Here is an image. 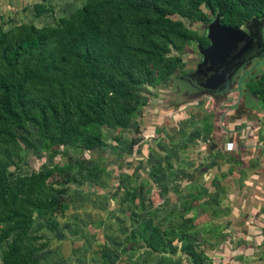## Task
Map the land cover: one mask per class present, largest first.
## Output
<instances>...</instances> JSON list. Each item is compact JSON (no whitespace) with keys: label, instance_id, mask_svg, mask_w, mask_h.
I'll list each match as a JSON object with an SVG mask.
<instances>
[{"label":"rangeland","instance_id":"1","mask_svg":"<svg viewBox=\"0 0 264 264\" xmlns=\"http://www.w3.org/2000/svg\"><path fill=\"white\" fill-rule=\"evenodd\" d=\"M90 1L0 0V53L31 27L63 31ZM201 11L204 18L191 24L172 16L193 36L168 55L181 58L177 77L140 87L138 111L125 127L102 126L101 144L88 147L77 136L51 144L31 123L14 129L17 142L5 181L47 173V196L63 205L57 211L53 203L47 214L27 223L23 244L38 264H212L224 235L220 223L234 217L232 197L249 189L243 176L250 169L243 167V154L234 152L229 160L210 149V143H219V125L212 133L217 120L204 97L227 95L238 80L221 93L200 90L190 80L201 62L198 45H209L207 27L217 17L205 5ZM252 69L253 75L264 72V59L249 61L234 77ZM243 97L246 106L258 109L255 94ZM261 113L258 126L264 129V107ZM13 227L0 221V264L9 245L2 234ZM14 229L16 234L22 228Z\"/></svg>","mask_w":264,"mask_h":264},{"label":"trees","instance_id":"2","mask_svg":"<svg viewBox=\"0 0 264 264\" xmlns=\"http://www.w3.org/2000/svg\"><path fill=\"white\" fill-rule=\"evenodd\" d=\"M203 5L226 26L264 20V0H91L63 31L31 27L2 49L0 221L14 226L2 234L9 242L4 264H38L23 244L27 223L47 214L53 203L63 210L61 201L47 196V173L5 181L17 142L14 129L31 123L51 144L76 136L88 147L101 144L102 126L125 127L138 111L140 87L177 77L181 58L168 55L193 36L172 16L191 24L204 18ZM246 88L264 103V73ZM18 225L22 229L15 234Z\"/></svg>","mask_w":264,"mask_h":264},{"label":"crops","instance_id":"3","mask_svg":"<svg viewBox=\"0 0 264 264\" xmlns=\"http://www.w3.org/2000/svg\"><path fill=\"white\" fill-rule=\"evenodd\" d=\"M254 69L249 71V76H245L249 73L242 72L241 76L231 77L230 83L234 78L238 81L230 87L227 95L219 94L220 97L217 98L211 94L204 97L205 103L213 110L209 113L214 115L215 121L217 120L215 124L213 123L211 132L213 133L214 127L219 125L216 133L219 143L215 142L214 145L210 143V149L219 150L224 159L230 155L229 160L232 159L234 152L235 154L239 152L246 156L243 167L250 169H245L246 174L243 176V181L249 189L244 186L245 189L236 199L232 197L234 206L230 214L234 217L230 221L220 223L224 235L216 244L212 264H264V129L258 126L262 123L260 118L264 106L258 100V109L250 108L245 105L243 97L245 92L250 93L246 84L251 76L252 80H256L264 73L261 69L253 75ZM226 84L214 93H221L223 89L225 91L228 86ZM226 104L233 109L231 111L222 109ZM248 157L251 158L250 161Z\"/></svg>","mask_w":264,"mask_h":264},{"label":"water","instance_id":"4","mask_svg":"<svg viewBox=\"0 0 264 264\" xmlns=\"http://www.w3.org/2000/svg\"><path fill=\"white\" fill-rule=\"evenodd\" d=\"M264 20L253 18L244 28L222 25L216 17L207 27L209 45H198L201 62L189 78L202 88L221 89L233 73L254 54L264 37Z\"/></svg>","mask_w":264,"mask_h":264},{"label":"flooded vegetation","instance_id":"5","mask_svg":"<svg viewBox=\"0 0 264 264\" xmlns=\"http://www.w3.org/2000/svg\"><path fill=\"white\" fill-rule=\"evenodd\" d=\"M263 33H264V30H263ZM208 46V45H207ZM207 46H205V47H207ZM261 57H264V37L262 38H260V46L258 47V48H256V51L254 52V54L253 55H251V57L249 58V59H247L246 61H244V63L240 66V68H242V66L243 65H245L246 63H248L249 61H256V63H260V59H261ZM250 71V70H249ZM238 72V70H236L235 71V73H237ZM235 73H233V75H232V77L235 75ZM244 74H245V72H244ZM250 75V72H249V74H247V75H245V76H249ZM247 78V77H246ZM254 78V77H253ZM230 79L231 78H229L228 80H227V82H229L230 81ZM226 82V83H227ZM225 83V84H226ZM194 84L200 89V90H204V91H210V92H214V91H217V90H219V89H217V90H214V91H211V90H208V89H205V88H202V87H200L199 85H197L195 82H194ZM230 84V82L229 83H227L226 85H229Z\"/></svg>","mask_w":264,"mask_h":264}]
</instances>
